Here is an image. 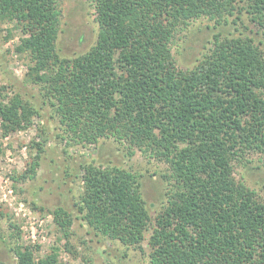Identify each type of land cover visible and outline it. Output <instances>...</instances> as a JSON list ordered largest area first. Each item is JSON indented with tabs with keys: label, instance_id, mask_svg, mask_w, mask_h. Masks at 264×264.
<instances>
[{
	"label": "trees",
	"instance_id": "trees-1",
	"mask_svg": "<svg viewBox=\"0 0 264 264\" xmlns=\"http://www.w3.org/2000/svg\"><path fill=\"white\" fill-rule=\"evenodd\" d=\"M60 0H0V22L22 33L16 51L30 60L27 78L72 141L124 143L166 163L168 201L151 221L149 264H264V200L236 176V162L258 155L264 166V52L249 37L214 36L192 70L172 53L178 31L206 17L218 23L244 2L264 37V0H92L99 30L85 53L57 48ZM0 88L4 136L33 125L37 114ZM4 98V99H3ZM7 100V101H6ZM20 176L37 177L44 153ZM78 215L97 234L145 253L147 202L136 174L119 167H82ZM61 238L75 216L53 211ZM18 264H63L59 249L36 258V247L11 250Z\"/></svg>",
	"mask_w": 264,
	"mask_h": 264
},
{
	"label": "rangeland",
	"instance_id": "rangeland-1",
	"mask_svg": "<svg viewBox=\"0 0 264 264\" xmlns=\"http://www.w3.org/2000/svg\"><path fill=\"white\" fill-rule=\"evenodd\" d=\"M59 8L58 52L63 58H74L88 51L97 40L99 26L94 3L60 0ZM215 35L249 37L264 52L262 32L247 5L239 2L235 15L227 21L218 23L203 17L190 21L177 32L171 47L178 68L187 71L198 66L213 48ZM21 36L14 24L0 22V88L6 87L4 98L18 94L37 111L28 129L4 136L0 128V264H18L11 251L18 246L36 247L37 259L58 248L63 264H149L150 223L168 201L171 186L164 176H169V166L113 139H101L96 144L72 141L52 106L45 103L42 86L26 76L29 57L16 51ZM36 143H42L44 148L37 177L24 180L20 176L38 153ZM88 164L123 168L139 178L148 210L145 253L118 239L97 234L78 215L75 204L84 192L81 169ZM235 167L237 178L264 200V166L260 157L248 155L246 161L236 162ZM59 206L76 217L68 239L61 238L55 225L53 211Z\"/></svg>",
	"mask_w": 264,
	"mask_h": 264
}]
</instances>
